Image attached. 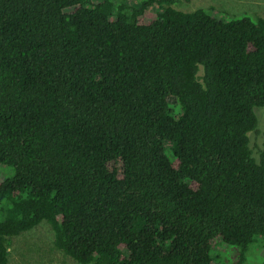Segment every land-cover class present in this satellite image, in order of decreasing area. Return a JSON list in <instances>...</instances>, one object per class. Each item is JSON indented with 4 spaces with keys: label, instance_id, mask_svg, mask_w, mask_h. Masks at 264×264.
Listing matches in <instances>:
<instances>
[{
    "label": "trees",
    "instance_id": "obj_1",
    "mask_svg": "<svg viewBox=\"0 0 264 264\" xmlns=\"http://www.w3.org/2000/svg\"><path fill=\"white\" fill-rule=\"evenodd\" d=\"M131 1L0 0V264L43 222L78 264L264 244V18Z\"/></svg>",
    "mask_w": 264,
    "mask_h": 264
},
{
    "label": "rangeland",
    "instance_id": "obj_2",
    "mask_svg": "<svg viewBox=\"0 0 264 264\" xmlns=\"http://www.w3.org/2000/svg\"><path fill=\"white\" fill-rule=\"evenodd\" d=\"M211 8L214 9V16L223 21L242 17L264 18V0H192L189 4L180 6L184 11ZM255 112L259 119V127L256 132L250 134V147L257 158L259 150L264 148V110L256 109ZM14 173L13 168L0 164V180L11 178ZM2 208H7V204ZM12 243L10 264H78L55 248L52 230L45 222L31 232L14 238ZM263 263L264 244L262 240L256 238L246 264Z\"/></svg>",
    "mask_w": 264,
    "mask_h": 264
}]
</instances>
